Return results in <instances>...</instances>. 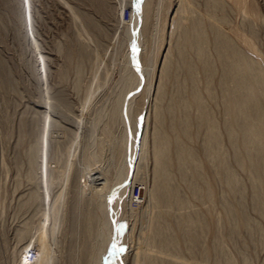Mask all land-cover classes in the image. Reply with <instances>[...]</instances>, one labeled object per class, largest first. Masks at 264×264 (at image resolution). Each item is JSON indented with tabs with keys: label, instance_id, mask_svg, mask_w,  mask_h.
Here are the masks:
<instances>
[{
	"label": "rangeland",
	"instance_id": "rangeland-1",
	"mask_svg": "<svg viewBox=\"0 0 264 264\" xmlns=\"http://www.w3.org/2000/svg\"><path fill=\"white\" fill-rule=\"evenodd\" d=\"M101 1L0 0V264H17L13 255L21 243L30 244V249L38 250L36 237L47 216L45 227L48 230L47 235L55 259L53 264H108L105 261L106 255H104L106 230L102 224L101 214L92 224L89 222V214L95 211L101 203L100 191L93 187V178L100 171L111 184L114 180V171L121 165L120 139L123 129L111 122L109 114L115 103L113 101L120 99L123 92L121 91L123 87L120 85L118 87L117 84L126 69L125 29L127 30L130 18L127 19L125 14L127 10L133 11V0ZM180 1L168 0L167 2L171 3L169 4L153 0L150 19L144 31L146 34H144L143 41L146 42L143 43L146 45L142 44L140 52L142 54L146 52L144 57H150L151 62H147V67L150 69V79L154 82L148 96H137L133 103L137 127L136 134L134 133L131 173L135 176L117 207L120 216H118L116 226L115 247L123 249V251H118V254L122 253V262L125 264L137 262L136 259L139 257L137 264H152V262L166 264L167 260H174L178 256L179 261L184 259L181 261L183 264H204L205 260H207L205 264H215L218 260L228 264H264V208L263 212H260L255 207L253 189L256 185L253 176L242 165L240 166L237 157L235 160L232 145L226 135V128L223 127L225 109L218 87L222 67L212 44H208L206 50L208 49L207 53L214 62L213 86L216 91L214 99H209L205 91L207 76L205 71L199 68L200 62L196 58V52L189 49L188 56L194 64L195 62L198 64H195L198 66L196 69L198 73L195 74L198 84L196 85L217 121L222 136L220 146L229 162L228 165L230 164L240 182L242 196H234L226 183V177H223L220 171L217 172L219 168L216 164L213 165L214 163L209 161L203 149L204 130H199L194 125L190 131L191 136L182 137L194 148L197 159L203 164V176L205 177L204 180L199 181V185H204L200 186L204 189L205 184L210 183L213 199L209 201L208 198L193 197L192 191L181 179L179 167L171 164L170 172L173 171L171 173L173 181L176 186L178 185L182 197L190 204L182 211H177L176 208V211L174 208L171 209L162 220L166 223L168 219L166 224H172H168L172 227L169 229L171 237L175 238L177 233L181 234H177L175 238L180 243L179 245L177 243L179 252L177 253L178 250H176V252L169 253L162 248L160 250L158 244L151 239L152 220L156 213L151 197V190L156 181L153 172L155 167L153 133L160 128L165 130L166 134L169 133L170 138L175 137V128L168 127L173 121L167 112L168 107L175 104L171 103L177 90L175 83L178 80L175 78L185 79L176 53V44L179 39L177 37H180L181 31L173 29L171 21L174 8L180 4ZM206 1H191L194 9L196 8L195 10L201 14L198 15L200 21L204 18L203 24L206 22V13H208ZM250 1L256 5L258 17L252 14L249 15L250 18L245 17L231 3L226 10L231 6L233 8L227 10L228 12L225 10L228 14L225 16H227L229 25L233 27L246 26L251 20L255 32L254 40L256 41L254 42L259 52L250 53L247 50L245 52L246 54L249 52L252 58L262 57L261 63L264 68V0ZM75 13L80 18L75 19L77 21L73 20ZM161 15L165 19H160ZM260 16L261 20H259ZM85 17L86 21L81 20ZM88 18L92 20L91 23ZM88 23L89 28H86L91 37L85 31ZM91 24L96 25V28ZM80 32L83 33L81 38L79 37ZM87 42L90 45H87ZM81 45L90 47L80 50ZM89 49H91V54L88 52ZM165 50H170L171 71L169 70L167 77L162 78L164 98L158 96L156 87H158L163 71L161 61L168 53ZM80 51L88 52L91 57L89 55L82 57ZM117 87L119 90H115ZM189 89L190 85H187L186 90L189 91ZM187 91L186 95H188ZM174 110V118L177 120L184 117L196 120L197 112L193 107L184 109L174 105ZM158 112H161L162 116L165 115L161 127L155 117ZM79 126H82L81 129ZM99 139H104V145L102 141V143L98 142ZM99 147L102 148L101 153L98 152ZM110 147L112 148L109 149ZM173 148L174 146L169 148L171 149L170 156L172 162L177 164L176 152ZM93 152L103 155V159L107 152H110L111 159L107 173L106 169L101 170H104L108 159L101 161L105 165L101 163V166L99 163L101 169L99 166V168L96 167L97 164L87 168L86 164L95 160L92 156ZM32 159L35 161L34 169L30 167ZM103 165L104 168H102ZM51 179L54 181L50 183ZM136 187L144 188L143 200L140 204L132 200V192ZM33 193H36L38 198L34 202L30 198ZM48 193L51 201L48 200ZM63 199H66L65 204H63ZM226 202L242 205L246 217L248 216L250 220L248 227L240 225L239 220L233 215L226 214ZM183 211L190 214L200 213L206 218L207 226L209 225L207 231L197 232L199 242L193 251L190 250L182 232L175 231L179 228L174 225L181 223V217L180 215L178 217V214ZM90 227L92 229H89ZM134 253L136 255L142 253V255L139 257L134 255L135 259ZM171 253H176L177 256L174 257L176 254ZM124 257L126 259L123 260Z\"/></svg>",
	"mask_w": 264,
	"mask_h": 264
},
{
	"label": "bare ground",
	"instance_id": "bare-ground-1",
	"mask_svg": "<svg viewBox=\"0 0 264 264\" xmlns=\"http://www.w3.org/2000/svg\"><path fill=\"white\" fill-rule=\"evenodd\" d=\"M159 1L161 3H165V2L169 3L170 2V1L167 2L168 0L167 1L166 0H159ZM191 1L192 0H181L180 4L174 8L173 19L171 18L172 16L170 17L172 19L171 21L173 23L172 26H174L173 29L176 28L177 30L179 29V31H181V34H179L180 37H177L179 39H178L177 44H176V48H177L176 53H177V57L179 59V60L177 59L179 61V63L178 62L177 63L180 65L179 67H180L181 71H184V75H185L184 76L185 79H183V80L182 79L180 80V78L179 79L175 78V80L176 79L178 80L177 83H175V84H177L176 85L177 90H176V94L173 95L174 96V98L172 99L173 102L171 100L170 101L173 104L175 103L174 105H177V107H180V108L182 107L184 109H187V108L191 109V107H193L194 111L196 109V112H197L196 120L192 119L193 120L192 121L190 117H184L183 119H178V120L175 119L174 117H175V110L176 109L174 110V105H173L171 107H168L167 113L170 115L169 117H171V119L173 121V122L171 121L172 123L169 122V123H171V124H169L171 126L168 125V127L169 128H171V127L175 128V130L173 129L174 133L176 132L175 137L173 136V138L172 137L170 138V136H169L170 134L169 133L166 134L165 133L166 131L162 130L160 128L156 129L155 132L153 133V150H154L153 153H154V163H155V165H154L155 167H154L153 172H154L156 181L154 182L153 189L151 190L152 192L151 191L150 192H151V197L153 200V205L156 208V210H155L156 213H155L153 220H152V230H151L152 231L151 232L152 238L151 239L153 240V242L158 244V246L160 247V250L162 248L165 251L166 250L169 251V253L172 251L176 252V250H178L177 253L179 252V247H177V246L180 243H178L175 238L181 234H178L176 232L178 234V235L176 234L177 235L176 236L175 232L172 230L174 232L175 238L171 237L172 235L169 231L171 226L169 227L168 224L169 225H172V224H170V223L166 224L168 219H166L167 221L164 220V221H166V223H164L162 221L163 217H165L164 215L167 212L171 211V209H173V208H174V210L176 208L177 211L178 210L182 211V210L186 209L188 207V205H190L188 200H186L182 197V195L179 192L178 185L176 186V184L174 183L175 181H173V177H172L173 174L171 176V173L173 171L170 172V170H172L171 164H174L177 167H179V170L181 172V173L180 172L179 173L182 176L181 179H183L184 182L186 183L185 186L188 185V187L190 188V191H192L191 193H193V197H195L196 199L208 198L209 201L213 199V197H212L213 196L212 195L213 190H212L211 184L207 183V185H206L204 183L205 184L204 189L202 188L204 185L201 184L202 187H200L201 185H199L200 184L199 181L204 180V177H205V176H203V168H202L204 166H202L203 164L200 163L201 161L197 159L198 156L196 155V151L194 150V148L191 147L189 144H187L185 139H183V137L188 138L189 135L191 136L190 131L194 125L199 130H202V129L204 130L205 136L203 139V141H204L203 142L204 143L203 149H204V152L207 155L209 161L214 163L213 165L216 164V166L219 168V170H217V172L220 171L219 173H221L223 177L224 176L226 177V180H227L226 183H228L229 189L234 194V196H242V191H241L242 188H241L240 182H239L236 174H234L233 169H231L232 167H230V164L228 165L229 162L227 161V158L224 154V151H222V148L220 146V144H222L221 143V141H222L221 137L222 136H221L220 130L218 129L219 126L217 124V121L213 117V114H212V111L209 107V104L207 103V101L204 99L201 92L197 88L198 84L196 82V75L195 74H196V72L198 73V71H196V69H198L197 68L198 66L195 65V64H197L196 62L194 64L192 62L193 60L189 59V56H188L189 49H193L196 52L195 55H197V57L196 56L195 57L197 58V60H199L200 63L198 61L197 62L201 66V67L199 66V68H202L206 73L207 83H206L205 91H207V94H208L207 96L210 97L209 99H214V97H216V91H215V88L213 86V76L215 75V73L213 75V72H214L213 64H214V62H212L209 54L207 53L208 49L206 50V48H207L208 44H212L214 49H215V52H216L215 54L218 56L217 58L219 59V64H221V67H222V71H221L222 76H221V78L219 77L220 79L218 82V87H219V90H220L221 95H222V100H223L224 109H225V115H224L225 120L223 121L224 122L223 127L226 128V133H227V134L226 133L225 134L228 135L229 142L232 145L234 155H235V160L237 157V159L240 163V166L242 165V167L247 169L251 173V175L253 176V179H254L253 181H254V184L256 185V187H254V189H253V199L256 203L255 207H257V209L260 212H263V208H264V68H263L262 63H261L262 57L259 59V58H255L253 56L255 58L254 59V58H252V56H250L248 54L249 52L247 53L249 56L245 52V50L250 51V53L251 52L252 53L259 52L257 47L255 46L256 45L254 42V41H256V40H254L255 39V37H254L255 32L253 30L251 20H250V22H248V25H246V26L244 25V26H234L233 27V26L229 25V21L227 22V19H226L227 16H225L226 11L229 10L230 8H233L231 6L230 8L228 7V9L226 10V7L229 6L231 3L236 8H238L243 13V15L245 17L248 18L250 14H252L253 16L256 15L258 17L259 15L257 13L256 5L250 0H207V1L205 0L207 2L206 8H208V10H207L208 13H206L207 11L205 12L207 14V16L204 15V17L206 16L207 18H206L205 24H203L204 18H202L201 19L202 21H200V17L198 16L200 14V12L198 13L197 10H195L196 8L194 9V7H193L194 5ZM193 2H194V0H193ZM152 3H153V0H133V3H132L133 4V11L131 12V10H130L131 17L129 19V24H127L128 27L126 26L127 30L125 29V31H126L125 33H126V37H127V48H126L127 49V56H126V61H125V66H126L125 68L126 69L122 73L121 79L119 80V82L117 84L118 87H119V85H120V87H123L121 90L123 92H122L120 99L113 101V102H115L113 105V108H111V106H110L111 111H110L109 116H110L111 122L114 125L118 124L119 127L121 129H123V133H122V136L120 139V145H121L120 146L121 147L120 152H121V157H122L121 165L116 169V171H114V173H115L114 174V180L111 184L108 183V180L98 170L97 171L99 173L97 172V174L93 178L94 182L92 181L93 187L96 189L98 188L100 191L101 203L99 204V206L96 208L95 211H92V213L89 214V222H90V224H92L94 221H96L98 219V216L101 214L102 224H103L104 229L106 230L104 255H106L105 261H107L108 264H123L124 263V262H122V256H123L122 253L118 254V251H115L114 247H113L116 245V242H117L116 241L117 240L116 226L118 224L117 221L119 220L118 216H120V214L118 213L117 207L120 204V201H121L120 199H122V196L124 195L125 191L131 186V183L133 182L134 176H135V174L133 175L131 173V171H132V158L134 157L133 156V154H134L133 153L134 137H135L134 133L136 134L135 130L137 127V120L134 117V104L133 103L136 100L135 98H137V96H141V95H143L144 97L146 95L148 96V94L150 93V90L153 87L152 83L154 82V81L152 82L150 79V75H149L150 69L147 67L148 66L147 62L149 63L150 57H148V58H147V56L144 57V54L146 53L145 51H144L145 53H143V54H142V52H140V47L142 46V44H145L143 42H146V41H143L144 34H146V33H144V31L146 30L147 23L149 22V19H150ZM103 4H105V3H103ZM169 4H171V3H169ZM177 4H178V2H177ZM66 5H68V4H66ZM169 9L171 11L170 7H169ZM167 12H169V10ZM70 13H71V11H70ZM162 14H164V16H166L165 13H162ZM226 15H228V14H226ZM164 16L161 15L160 19H162V20L165 19ZM82 17H84V16H82ZM86 17L81 19V20L84 21L86 19ZM75 19H80L76 13L74 14L73 20H75ZM259 20H261V16H260ZM75 21H77V20H75ZM89 21H90V19H89ZM91 21H90V23H91ZM93 23H94V21H93ZM86 25L87 26H85V31L90 36L89 31L86 28V27H88L89 23ZM162 25H161V27H162ZM75 27H77V26H75ZM82 27H83V25H82ZM93 27L96 28V25ZM79 31H81V30H79ZM82 35H83V33L80 32L79 37L81 38ZM80 38H78V39H80ZM86 38H88V37H86ZM78 39H77V41H80ZM89 39L92 40L91 38H89ZM83 44L85 45V43H83ZM88 44L89 43L87 42V45ZM81 46L82 47L80 48V50L82 48L87 49L90 47V46L89 47H86V46L83 47V45H81ZM90 51H91V49H89L88 52L90 53ZM92 51H94V50H92ZM158 51L159 50H157V52ZM169 51L168 50L166 51V53L168 52L167 54L164 53L165 58L163 57L164 60L161 61V63L163 62L162 63L163 69L162 68H160V69H162L163 71L162 70H161L162 72L160 71L161 72V77H160L161 80L159 79L158 87H156L158 89V91H157L158 96H161V97H164L163 91H165V90H163L164 86L162 87V84H163L162 78H163V76H166V75L168 76L169 70L171 69L170 68L171 67V60H169L170 59V57H169L170 52ZM80 52H81L82 57H83V55H85V56L89 55L88 52H86V51H80ZM177 75H179V74H177ZM8 81H9V79H8ZM187 85H190L189 91L186 90ZM118 87L115 90H119ZM140 89H141V91H140ZM186 91H187L188 95H186ZM138 93H140V95H138ZM144 97H142V99ZM142 103H143V101H142ZM164 108H166V107H164ZM178 111H179V109H178ZM160 113L159 112L156 113L155 117H156L158 125H160V127H161L163 124V121H164L163 119H165L164 118L165 115L163 114V116H164L163 117ZM224 117H223V119H224ZM158 125H155V127L156 126L158 127ZM81 127L82 126H79L80 129H81ZM164 127H165V125H164ZM179 135H181V137ZM96 138L98 139V137H96ZM190 138H189V140H191ZM103 140L99 139L98 142L99 141H100V143L103 142L102 144L104 145L105 142ZM100 143H98V144L100 145ZM102 144H101V146H103ZM170 146H174L173 149H175V152H176V154L175 153L174 154L176 155L175 158L177 159V162H176L177 164L172 162V159L170 156V152H171L170 150L171 149H169ZM111 148L112 147H110L109 149H111ZM94 149H95V147H94ZM99 149H100V147H99ZM101 149L98 152L101 153V151H102ZM100 153H94L92 156L95 158V160L92 162H88V163L85 161L87 163V164L86 163L85 164L87 165L88 169L92 166L94 167L95 164H97L96 167L99 166L100 168L99 167L98 168L101 169V166H102L101 163L104 164V162H101V161H105L108 159L107 160L108 162L107 161L105 162L106 165L104 164L105 168H104V165L102 167V168H104V170H101V171H105V169H106V173H107V171L109 170V167H108L109 161L111 159L110 158V152H107L104 159L102 158L103 155H100ZM202 154H203V152H202ZM92 160H93V158H92ZM99 163L101 164V166ZM34 164H35V161H34V159H32L30 161L31 169H34ZM76 170H78V169H76ZM91 170H93V169H91ZM91 170H90V172H92ZM70 172H72V171H70ZM93 174H94V171H93ZM52 175H54V174H52ZM68 175H69V173H68ZM53 181H54V179L53 180L51 179L50 183ZM73 181L75 182V180H73ZM203 182H206V181H203ZM73 184H75V183H73ZM67 190H69V189H67ZM74 191H76V190H74ZM71 192H73V191H71ZM47 197L49 200L50 199L49 193H48ZM30 198H31V201H33V202L38 199L36 193H33ZM50 201H51V199H50ZM53 203H54V201H53ZM65 203H66V199H63V204H65ZM226 203H228V202H226ZM226 203H225L226 214H228L230 216L233 215L234 217H236L239 220L240 225H242L244 227H248L250 225V220H249L248 216L246 217V214L243 211L242 205L241 204L238 205L237 203H236L237 205H233V204H231L232 202L228 203V204H226ZM153 205H152V207H153ZM74 206H75V204H74ZM74 211H75V209H74ZM145 211H146V209H145ZM184 212H186V211H183L181 214L177 213L178 217H179V215L181 217V223L179 222L177 225H174V226H177V228H179L178 230L175 229V231L182 232L185 241L190 246V250L193 251V249L196 248L197 242H199L198 237H197V235H198L197 232L200 230L208 229L209 225L207 226L206 218L204 216L200 215V213L198 214L195 212L193 214L192 213L190 214L188 212H186V213H184ZM233 216H232V218H234ZM47 219H48V216L44 220V222L41 226V229H39L40 231H38V235L36 237V239H37L36 244H37V249H38L36 251L38 253V258L34 264H53V262L55 260L53 258V255H52L53 253H52L51 243L49 242V237L47 235L48 230L45 227V223H46ZM71 219H74V218H71ZM178 219H180V218H178ZM237 219H236V221H238ZM177 221H180V220H177ZM176 223L177 222H175V224ZM236 225L238 226L237 222H236ZM89 229H92V227H90ZM171 229H172V227H171ZM168 231H169V233H168ZM149 235H151V234H149ZM178 240H180L179 237H178ZM177 243H178V245H177ZM115 249H116V247H115ZM29 250H30V244H26V243L22 244L21 243L20 245H18V248L13 255V259H15L17 264H27V260H23L24 259L23 255H25V259H27V253ZM137 250H139V249H137ZM114 251H115V254H113ZM159 253H161V252H159ZM169 253H167V254H169ZM137 254L138 255H136L134 253L133 256L136 255L137 257H139V255L140 256L142 255V253L141 254L137 253ZM156 254L158 256V253H156ZM164 254L165 253H163V255ZM171 254L173 255L176 253H171ZM179 255H180V253H179ZM91 256H93V255L91 254ZM176 256H177V254L174 257H176ZM134 258H135V256H134ZM139 258L138 259L135 258L136 261L137 260L139 261ZM178 258H179V256L176 257V259L173 258L174 260H172V259L167 260L166 259L167 260L166 264H183V263H181V261H184V259L179 261ZM124 259H126V258L124 257L123 260ZM148 259H149V257H148ZM134 260H132V262ZM206 261L207 260L204 261V264L206 263ZM137 262H134V263L137 264ZM164 262H165V259H164ZM134 263H132V264H134ZM147 263H149V262H147ZM200 263H201V261H200ZM97 264H99V263H97ZM152 264H154V263L152 262ZM215 264H228V263H226V262L223 263L221 260H218V261H215Z\"/></svg>",
	"mask_w": 264,
	"mask_h": 264
},
{
	"label": "built area",
	"instance_id": "built-area-1",
	"mask_svg": "<svg viewBox=\"0 0 264 264\" xmlns=\"http://www.w3.org/2000/svg\"><path fill=\"white\" fill-rule=\"evenodd\" d=\"M125 16L127 19H129L131 16V12L127 10ZM143 192H144V188L142 187H136L133 190L132 200L134 201V203L136 204L142 203ZM37 258H38V253L36 251V248H31L27 253V264H34Z\"/></svg>",
	"mask_w": 264,
	"mask_h": 264
},
{
	"label": "snow or ice",
	"instance_id": "snow-or-ice-1",
	"mask_svg": "<svg viewBox=\"0 0 264 264\" xmlns=\"http://www.w3.org/2000/svg\"><path fill=\"white\" fill-rule=\"evenodd\" d=\"M114 247V250L115 251H122L123 249H115V246H113ZM115 251H114V253L113 254H115Z\"/></svg>",
	"mask_w": 264,
	"mask_h": 264
}]
</instances>
